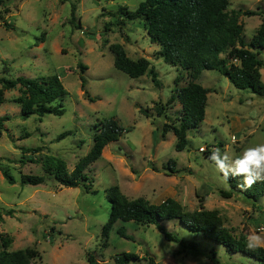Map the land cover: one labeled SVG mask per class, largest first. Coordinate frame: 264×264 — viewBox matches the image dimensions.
Here are the masks:
<instances>
[{
    "label": "rangeland",
    "instance_id": "obj_1",
    "mask_svg": "<svg viewBox=\"0 0 264 264\" xmlns=\"http://www.w3.org/2000/svg\"><path fill=\"white\" fill-rule=\"evenodd\" d=\"M142 1L7 0L0 6V76L57 74L67 91L64 113L41 119L21 117L20 106L12 101L20 94L19 85L5 91L0 116L9 118L0 137V165L15 182L9 183L0 172V249L3 237L11 239L8 250L35 249L38 256L33 264H90L88 255L112 264L113 255L120 251L152 257L154 264H211L200 236L184 232L172 221L164 224L178 232L182 243L166 240L154 225L120 221L105 239L101 228L110 210L106 190L114 184L128 199L143 197L159 203L171 197L186 211L217 210L236 236L252 232L264 236L259 231L264 227V196L257 204L235 194L222 196L220 190L228 189L227 181L209 160L216 149L234 157L264 143V97L235 88L216 70H203L196 81L210 89L204 120L198 131L188 135L190 145L176 151L173 133L167 132L164 138L160 134L163 122L174 120L179 103L166 105L167 118L157 116L153 106L166 104L177 76H181L177 86L185 85L189 77L158 55L159 46L149 40L142 18L122 21L119 15H110L120 6L133 11ZM228 2L227 10L238 11L243 35L249 40L264 17V0ZM71 4L75 5L74 23L69 21ZM112 43L122 44L132 59L147 58L160 85L153 83L150 73L131 78L116 69L109 50ZM261 57L264 60V52ZM78 63L85 66V89L92 100L81 89ZM260 74L264 83V66ZM110 117L123 131L85 169L93 193L51 179L38 185L21 184V174H44L40 161L45 155L62 158L71 171L91 149L95 126ZM64 131L71 134L56 140ZM37 146L40 151L26 155L34 161L19 162L21 147ZM169 161L177 172L165 169ZM120 227L130 239L118 235ZM192 242L199 251L190 248ZM217 253L225 264H254L221 248Z\"/></svg>",
    "mask_w": 264,
    "mask_h": 264
},
{
    "label": "trees",
    "instance_id": "obj_2",
    "mask_svg": "<svg viewBox=\"0 0 264 264\" xmlns=\"http://www.w3.org/2000/svg\"><path fill=\"white\" fill-rule=\"evenodd\" d=\"M6 1L0 0V6H5ZM228 5V0H143L133 11L120 6L115 12H110L112 16L119 15L122 21L142 18L149 40L159 46L158 55L164 62L183 70L189 77L185 85L177 86L181 77L177 76L174 80L175 87L171 90L166 104L157 102L153 106L157 116L167 118L166 105H170L173 101L179 103L180 107L175 111L174 120L163 122L160 134L161 138H164L167 132L173 133L176 151H182L190 145L188 135L198 131L204 120L210 89L196 81L203 70H216L235 88L248 89L251 93L264 97V83L260 74V68L264 66L261 57V53L264 52V17L252 37L246 40L243 35V25L238 19V11L229 12ZM70 14L69 21L74 23V4H71ZM244 14L255 13L245 11ZM76 27H81L79 21L76 22ZM109 50L113 55V65L116 69L131 78L139 77L146 72L150 73L153 83L156 86L160 85L154 67L147 58H130L120 43L110 44ZM78 67L81 89L92 100L85 89L83 76L85 66L78 63ZM17 85L20 94L12 101L20 106L21 117L36 115L41 119L46 114L60 116L64 113L63 100L67 91L57 74L36 78L0 76V106L5 101V91L14 89ZM8 118L7 115L0 116V137L4 121ZM95 127L91 149L78 160L71 171L67 170L62 158L45 155L40 161L44 174H21V184L38 185L51 179L61 186H82L87 192L93 193L94 190L90 188L92 180L85 173V169L101 156L104 146L117 141L123 131L122 126L113 117L102 120ZM69 134L70 131L61 132L56 140L63 139ZM20 149L22 156L19 162L25 163V161H34L26 155L40 151L41 147ZM173 166L174 162L169 161L165 169L177 172ZM0 172L9 183L15 182V178L1 165ZM226 181L228 189L220 190L224 197L235 194L249 203L257 204L264 196V182H257L251 188L242 190L238 187L242 181L241 177L230 176ZM106 197L110 210L108 219L101 228V235L105 239L108 238L113 225L120 221L154 225L166 240L182 243L178 232L169 230L164 224L165 221H172L176 222L184 232L200 236L208 247L207 254L211 264H225L220 260L217 248H221L229 255H239L241 259L254 264H264V248L249 250L246 246L247 234L234 235L224 225L217 210L186 211L180 202L171 197L159 203H151L143 197L128 199L116 184L108 187ZM2 215L3 212L0 210V219ZM117 233L121 237L130 239L122 227L117 229ZM10 242V238H2L0 264H33L38 251L28 248L8 250ZM189 246L195 252L199 251L194 242ZM142 260H146V264H154L152 257L141 258L133 251L115 253L112 264H141ZM88 262L102 264L92 255H88Z\"/></svg>",
    "mask_w": 264,
    "mask_h": 264
},
{
    "label": "clouds",
    "instance_id": "obj_3",
    "mask_svg": "<svg viewBox=\"0 0 264 264\" xmlns=\"http://www.w3.org/2000/svg\"><path fill=\"white\" fill-rule=\"evenodd\" d=\"M235 142V137L232 138ZM218 173L225 180L231 177H241L238 187L242 190L251 188L257 182H264V143L245 148L241 154L230 156L216 149L209 156ZM259 231L264 232V227ZM246 246L249 250L264 248V236L252 232L246 236Z\"/></svg>",
    "mask_w": 264,
    "mask_h": 264
},
{
    "label": "built area",
    "instance_id": "obj_4",
    "mask_svg": "<svg viewBox=\"0 0 264 264\" xmlns=\"http://www.w3.org/2000/svg\"><path fill=\"white\" fill-rule=\"evenodd\" d=\"M201 149H203V148H201Z\"/></svg>",
    "mask_w": 264,
    "mask_h": 264
}]
</instances>
